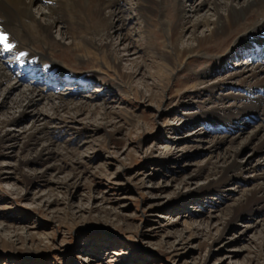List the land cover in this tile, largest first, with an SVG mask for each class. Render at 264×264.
Listing matches in <instances>:
<instances>
[{
	"label": "rangeland",
	"instance_id": "374dc122",
	"mask_svg": "<svg viewBox=\"0 0 264 264\" xmlns=\"http://www.w3.org/2000/svg\"><path fill=\"white\" fill-rule=\"evenodd\" d=\"M128 1L133 8L135 1ZM203 1L187 0L184 7L189 10ZM124 6L126 28L121 34L113 32L109 42L117 48L120 71L133 76V91L112 90L113 79L107 73L101 74L105 83L94 82L90 64L77 63L74 53H65L71 40L60 34L63 26L56 25L50 34L52 58L65 66L63 75L74 79L78 74L87 81L83 85L63 81L65 85H54L55 93L67 97L68 89L80 88L82 95H101L100 100L108 103L106 111L93 115L59 111L58 118L69 127L46 123L58 149L76 151L66 152L68 163L61 169L52 158L20 165L35 157L43 144L22 149L20 135L35 120L33 109L17 108L14 100L25 87L36 85L46 91L51 81L62 77L48 75L47 84L23 82L5 102L1 92L14 89V75L0 86V133L14 136L0 143V264H264V204L253 205V212L236 219L230 214L245 192L264 183L263 155L254 153L255 142L248 139L264 121L259 116L245 118L240 121L246 124L244 130L239 135L231 132V145L214 147L211 139L226 133L204 119L211 109L230 107L232 93L244 95L235 80L216 89L211 84L255 60L242 52L225 59L223 68L213 67L215 72L207 69L217 60L189 61L177 74L179 83H169L158 105L149 95L160 93L165 83L155 75L160 61L145 48L148 39L136 11L127 12L128 4ZM204 8L191 20L214 19ZM33 9L36 15L38 7ZM204 33L199 29L195 36ZM124 35L128 40H121ZM190 36L185 30L179 45L192 43ZM259 62L264 64V55L255 65ZM194 85L198 92L189 88ZM42 100L37 111L49 121L52 99ZM124 113L135 116V123L126 122ZM13 116L17 119L13 126L1 125ZM227 154H234L245 172L219 189H209L216 181L209 168Z\"/></svg>",
	"mask_w": 264,
	"mask_h": 264
},
{
	"label": "bare ground",
	"instance_id": "6f19581e",
	"mask_svg": "<svg viewBox=\"0 0 264 264\" xmlns=\"http://www.w3.org/2000/svg\"><path fill=\"white\" fill-rule=\"evenodd\" d=\"M134 1L132 8L128 0H0V34H6L8 43L12 45L9 49L0 45V86L9 80L11 75H14L15 81L14 89L9 92V88H6L1 92V96L4 97L3 102L6 101L7 94L17 90L23 82L28 81V84H31L32 79H34L37 83L39 78L47 84L48 75L51 78L62 77V69L65 66L57 64L52 58L54 56V44H52L50 34L56 25L63 26L62 29L64 30H61L60 34L66 35L71 40L65 53H74V60L77 63L87 62L90 64L94 82L105 83L101 74L107 73L109 78L113 79V83L110 85L112 90L114 87H122L133 91V88L130 87L133 76L120 71L121 59L114 54L117 48L113 49L109 42L113 38V32L121 34L126 28L127 19L123 20L121 17L122 13H126L125 4H128L127 12L128 10L136 11L138 19L143 22L144 37L148 39L145 44L146 50L149 54H154L160 61L161 69L156 71L155 75H158V78L163 77L165 83L160 93L154 94L150 91L149 95V99H153L158 105L163 100V93L169 83L173 81V86L179 83L177 74L187 67L189 61L217 60L214 66L207 69L210 70L213 67L214 69L216 67L223 68L225 59L229 60V58L234 55L238 56L242 52V54L246 53L247 57L249 51L256 50V53L253 54L256 57L253 59L255 62L264 55V0H244L242 2L240 0H204L189 10L184 7L187 0ZM34 7H38L36 15H34ZM203 7L206 11L211 12L214 19L210 20L203 17L192 21L191 18ZM188 29L191 32L189 38L192 43L179 45L184 31ZM199 29L205 33L202 36H195ZM150 33L153 36H150ZM121 40L126 41L128 39L124 35V39ZM129 46L130 43L126 47L129 48ZM209 48H214L218 52L208 55L206 49ZM48 61L51 62L49 65L46 64ZM255 62L246 64L239 70L232 71L211 84L212 89H216L221 85H231L230 82L235 80L238 84L237 87L242 88L239 90L244 95L232 93V96H228L233 101L230 107L222 108L220 111L215 109L207 111L204 119L221 132L226 133L224 137L212 138L209 142L210 146L216 147L226 142L231 145L234 139L231 137V132L237 131L235 134L239 135L244 130L242 126L246 125L240 121L245 120V118L253 119L259 116L264 121V64L259 62L255 65ZM34 65L41 66L44 70H40ZM211 72L215 71L212 69ZM108 73H112V75ZM67 78L69 77L65 79ZM77 79L83 80L79 77ZM59 80L61 81V79L51 81L46 91L42 87L37 89L36 85L25 87L18 91V97L14 100V105L17 108L22 110L33 109L35 120L30 129L20 135L22 149H30L37 144H43V148L35 157L20 163L22 166L29 162L52 158L58 162L55 166L61 169L62 165L68 163L66 152L68 155H76V151L72 150L71 153L62 147L58 149L59 145L54 142L52 137L48 136L46 123L50 121H56L60 126L69 127L66 120L58 118L59 111H67L68 113L75 111L76 116L81 112H88L93 115L96 111L107 110L106 105L108 103L100 100L101 95L96 97L84 96L82 95L83 89L80 88H76V91L68 89L67 97L56 94L57 87L54 85L58 86ZM69 81L73 82V78L71 77L64 82L69 83ZM79 81L76 85H83L87 82L83 80L79 83ZM189 88H194L193 93L199 91L195 85ZM188 91L186 90V92ZM172 92L171 90L170 94ZM137 93L139 94V91L135 90L134 94ZM77 98L80 100L78 101ZM156 98L158 99L154 100ZM41 99H43L42 101L52 99L50 101L52 103L50 107L52 115L49 121H46L45 114L37 111V105ZM55 99L57 100L56 103L53 101ZM94 101H100V104L97 105ZM122 115L125 116L123 119L130 125L135 123V116L132 114L124 113ZM71 119L76 121L74 118ZM16 122L17 119L13 116L1 125L9 128ZM102 127L99 126L98 128ZM250 134L248 139L250 142H255L252 150L254 153L263 155L261 157L263 163L260 168L264 167V124L259 129L253 128ZM13 137L8 132L6 134L0 133V143ZM208 172L216 177L215 183L210 184L208 188L219 189L228 180L239 178L245 169L234 161V154L231 156L227 154L218 163L211 165ZM255 204H264V183H257L245 192L240 201L232 208L230 214L236 219L245 212H253L252 206Z\"/></svg>",
	"mask_w": 264,
	"mask_h": 264
},
{
	"label": "snow or ice",
	"instance_id": "6c2138e0",
	"mask_svg": "<svg viewBox=\"0 0 264 264\" xmlns=\"http://www.w3.org/2000/svg\"><path fill=\"white\" fill-rule=\"evenodd\" d=\"M0 45H3L5 49L12 47V45L8 43V36L6 34H0Z\"/></svg>",
	"mask_w": 264,
	"mask_h": 264
}]
</instances>
